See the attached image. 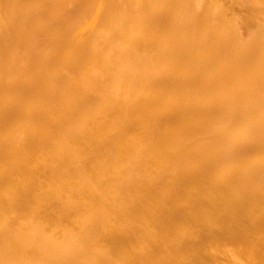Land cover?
<instances>
[{"label":"bare ground","instance_id":"6f19581e","mask_svg":"<svg viewBox=\"0 0 264 264\" xmlns=\"http://www.w3.org/2000/svg\"><path fill=\"white\" fill-rule=\"evenodd\" d=\"M0 264H264V0H0Z\"/></svg>","mask_w":264,"mask_h":264}]
</instances>
